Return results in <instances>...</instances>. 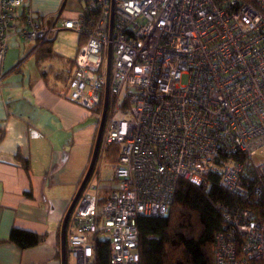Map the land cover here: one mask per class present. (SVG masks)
<instances>
[{"label":"built area","instance_id":"built-area-1","mask_svg":"<svg viewBox=\"0 0 264 264\" xmlns=\"http://www.w3.org/2000/svg\"><path fill=\"white\" fill-rule=\"evenodd\" d=\"M61 31L85 38L68 98L99 121L110 66L102 147L120 145L108 200L92 176L70 215L75 263L108 239L110 264H140L138 219L167 215L180 179L218 174L246 206H220L214 264H264V0H114L113 17L112 0L74 17L0 0V68L11 36L39 49Z\"/></svg>","mask_w":264,"mask_h":264},{"label":"crops","instance_id":"crops-1","mask_svg":"<svg viewBox=\"0 0 264 264\" xmlns=\"http://www.w3.org/2000/svg\"><path fill=\"white\" fill-rule=\"evenodd\" d=\"M23 1L38 14L62 11L67 17L83 3ZM82 41L61 31L36 49L17 35L9 38L0 68V240L14 227L44 239L27 249L0 242V264H62L61 225L90 164L100 123L68 98Z\"/></svg>","mask_w":264,"mask_h":264},{"label":"trees","instance_id":"trees-1","mask_svg":"<svg viewBox=\"0 0 264 264\" xmlns=\"http://www.w3.org/2000/svg\"><path fill=\"white\" fill-rule=\"evenodd\" d=\"M82 38L81 45L85 42V38ZM49 42L41 46L45 47ZM124 103L126 105L127 102ZM102 108L103 105L99 107L100 110ZM119 151L118 143H107L104 147L101 145L97 164L103 156L116 165ZM25 165L28 167L27 162ZM109 193V188L100 187V205L108 200ZM221 205L246 206V203L220 184L218 174L210 177L208 185H197L188 179H180L167 215H143L138 219L140 264H214L215 236L223 230L225 224ZM43 239V236L35 232L14 227L9 237L0 242H11L21 249H27L39 245ZM110 254L108 239H98L94 243L96 264H110ZM68 255L67 252V259Z\"/></svg>","mask_w":264,"mask_h":264},{"label":"water","instance_id":"water-1","mask_svg":"<svg viewBox=\"0 0 264 264\" xmlns=\"http://www.w3.org/2000/svg\"><path fill=\"white\" fill-rule=\"evenodd\" d=\"M113 9H114V0H112V17H113ZM111 50V49H110ZM110 59L111 56L109 54V65H110ZM109 79H110V66L108 70V75H107V83H106V88H105V94H104V102H103V109H102V118L99 123L98 127V132L96 135V141L94 144V149L92 153V157L90 160V164L88 166V169L85 173V176L83 177L78 190L72 200L71 205L69 206L66 215L64 217V220L61 225V232H60V241H61V261L62 264H67V227H68V222L70 219V215L77 204L83 190L85 189L88 181L91 179L92 174L95 170L97 160H98V155L101 149L102 145V137H103V132L106 124V119H107V113H108V106H109Z\"/></svg>","mask_w":264,"mask_h":264},{"label":"rangeland","instance_id":"rangeland-1","mask_svg":"<svg viewBox=\"0 0 264 264\" xmlns=\"http://www.w3.org/2000/svg\"><path fill=\"white\" fill-rule=\"evenodd\" d=\"M61 35L59 36V38L62 37ZM183 83L184 84L187 83V77L183 78ZM126 117H129V115H126ZM114 168H115V164L110 162L107 158L103 157L102 160L100 159L98 161L94 178L97 182H99V185H106L111 181ZM67 262L68 264H76L75 260L70 255H68Z\"/></svg>","mask_w":264,"mask_h":264}]
</instances>
